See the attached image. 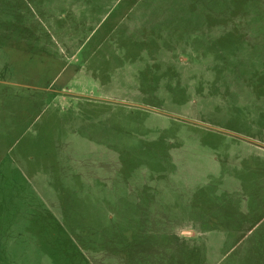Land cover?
Here are the masks:
<instances>
[{
    "label": "rangeland",
    "instance_id": "rangeland-1",
    "mask_svg": "<svg viewBox=\"0 0 264 264\" xmlns=\"http://www.w3.org/2000/svg\"><path fill=\"white\" fill-rule=\"evenodd\" d=\"M1 191L92 264H264V0H0Z\"/></svg>",
    "mask_w": 264,
    "mask_h": 264
},
{
    "label": "trees",
    "instance_id": "trees-1",
    "mask_svg": "<svg viewBox=\"0 0 264 264\" xmlns=\"http://www.w3.org/2000/svg\"><path fill=\"white\" fill-rule=\"evenodd\" d=\"M18 173L20 174V172ZM14 198L10 192L5 195L2 191L0 192V264H92L82 253L81 248L74 244L73 239L66 233L57 218L45 206H42L46 210L44 216L38 213L41 220H38L35 229L17 227L15 223L8 231L4 229L5 224L13 221L15 217H20L22 221V217L26 219L28 216L26 214L29 212L31 203L27 202V197L22 198L23 203H26L27 206L24 211L23 208L21 209V214L18 209L16 210V206L11 205ZM22 223L26 222L22 221ZM27 232H30V237L20 250L17 241L14 242V239H17L15 236H23ZM9 247L12 249L13 257H8L12 256L9 253Z\"/></svg>",
    "mask_w": 264,
    "mask_h": 264
}]
</instances>
